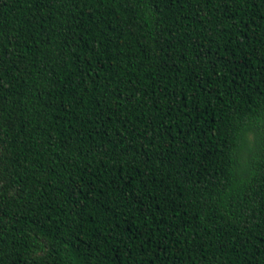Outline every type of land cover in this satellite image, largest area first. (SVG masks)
<instances>
[{
	"label": "trees",
	"instance_id": "16d2710c",
	"mask_svg": "<svg viewBox=\"0 0 264 264\" xmlns=\"http://www.w3.org/2000/svg\"><path fill=\"white\" fill-rule=\"evenodd\" d=\"M0 264H264V0H0Z\"/></svg>",
	"mask_w": 264,
	"mask_h": 264
}]
</instances>
